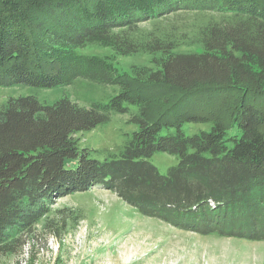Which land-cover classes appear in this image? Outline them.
<instances>
[{
  "label": "trees",
  "instance_id": "trees-1",
  "mask_svg": "<svg viewBox=\"0 0 264 264\" xmlns=\"http://www.w3.org/2000/svg\"><path fill=\"white\" fill-rule=\"evenodd\" d=\"M136 54L153 65L117 69ZM79 78L118 91L89 108L0 105L1 254L21 252L57 199L96 186L180 230L264 242V0H0V87ZM112 113L138 129L98 160L78 135ZM155 153L178 164L162 175Z\"/></svg>",
  "mask_w": 264,
  "mask_h": 264
},
{
  "label": "rangeland",
  "instance_id": "rangeland-1",
  "mask_svg": "<svg viewBox=\"0 0 264 264\" xmlns=\"http://www.w3.org/2000/svg\"><path fill=\"white\" fill-rule=\"evenodd\" d=\"M88 52L112 54L100 48ZM116 62L117 69L128 74L133 68L153 65L152 58L144 54L116 57ZM117 91L116 86L81 78L55 89L0 87V105L11 98L33 96L50 106L69 99L89 108L93 103H108ZM129 109L136 110L133 106ZM129 120V114L112 113L108 124L78 135L79 148L95 151L98 160L110 153L119 155L138 129ZM148 161L162 175L178 164V159L167 153H155ZM69 212L72 216L81 214L74 220L65 219L67 225L57 232L55 228L63 226ZM29 238L18 254L0 253V264H264V242L180 230L141 215L100 186L57 199Z\"/></svg>",
  "mask_w": 264,
  "mask_h": 264
}]
</instances>
